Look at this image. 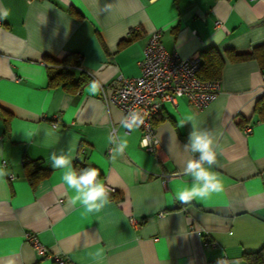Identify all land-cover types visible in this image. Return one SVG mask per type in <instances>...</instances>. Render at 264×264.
Returning <instances> with one entry per match:
<instances>
[{
	"label": "crops",
	"instance_id": "0c3cea01",
	"mask_svg": "<svg viewBox=\"0 0 264 264\" xmlns=\"http://www.w3.org/2000/svg\"><path fill=\"white\" fill-rule=\"evenodd\" d=\"M3 9L0 166L12 177L0 179V264H54V254L97 264L101 248L102 264H248L242 253L264 243V118L255 109L264 67L230 60L226 51L264 42V0H0ZM154 29L179 55L215 47L224 58L220 88L202 109L186 95L164 100L154 150L139 145V127L113 161L107 139L118 143L125 135L122 111L88 85L96 80L107 93L118 74H138ZM44 55L68 56L69 83L48 85ZM191 115L213 136V147L220 145L213 170L224 190L180 204L175 193L193 183L186 163L199 157L189 144L192 122L182 125ZM61 151L73 157V169L74 160L96 167L115 187L101 211L70 202L63 170L48 161ZM26 232L36 233L47 252L37 253Z\"/></svg>",
	"mask_w": 264,
	"mask_h": 264
},
{
	"label": "built area",
	"instance_id": "2783aa9c",
	"mask_svg": "<svg viewBox=\"0 0 264 264\" xmlns=\"http://www.w3.org/2000/svg\"><path fill=\"white\" fill-rule=\"evenodd\" d=\"M200 63L199 55H179L166 50L161 41V30L154 29L143 48L139 61L140 72L131 76L118 74L106 86L107 93L104 92L103 86L101 90L106 101L121 109L122 117L131 110L141 113L144 123L140 126L139 145L144 147V142L147 141L148 145L144 148L154 150L158 138L152 120L164 100L175 103L177 96L186 95L197 109H202L219 91V79L201 78L198 75ZM262 90L264 92V88ZM245 129L249 131L250 127ZM80 150H83L82 144ZM8 176L12 177V174L8 173ZM106 186L110 189L109 195L116 192L114 186ZM129 220L138 223V220L131 216ZM25 239L37 253L47 252V247L36 233L26 232ZM53 258L54 264H75L57 254H54Z\"/></svg>",
	"mask_w": 264,
	"mask_h": 264
},
{
	"label": "clouds",
	"instance_id": "9594fccd",
	"mask_svg": "<svg viewBox=\"0 0 264 264\" xmlns=\"http://www.w3.org/2000/svg\"><path fill=\"white\" fill-rule=\"evenodd\" d=\"M9 15L8 9L0 10V20L6 19ZM101 88V84L96 80H92L88 85V91L92 95H96ZM192 122V131L189 134V144L192 152H198V159L188 160L184 168V175L191 176L193 183L191 186H185L175 193V200L180 204L191 203L193 200H205L211 197L213 193H220L224 190L222 180L213 170L217 164V154L220 145L213 147L214 138L206 130H198L196 117L194 115L186 117L182 125L186 122ZM121 128L125 129V135H122L117 143L113 137H108V143L114 147L111 150V158L113 161L122 155L128 147L126 134L139 128L144 123V118L136 110L129 111L120 120ZM34 135L29 131L26 138L31 139ZM76 139L73 137V145ZM148 142H144L147 147ZM72 149H69L71 152ZM73 157L63 151L57 154L51 152L48 161L52 169L63 170L61 181L67 189L72 190L69 199L73 205H81L87 213L99 212L109 204L110 189L104 182L99 179L100 172L96 167H88L77 173L72 168ZM207 165V166H205ZM8 175L5 167L0 166V179ZM104 249H99L94 253V259L97 264H102ZM11 264V262H9Z\"/></svg>",
	"mask_w": 264,
	"mask_h": 264
},
{
	"label": "trees",
	"instance_id": "16d2710c",
	"mask_svg": "<svg viewBox=\"0 0 264 264\" xmlns=\"http://www.w3.org/2000/svg\"><path fill=\"white\" fill-rule=\"evenodd\" d=\"M126 41V40H125ZM227 56L230 60H243V59H255L260 67H264V42L256 44L249 49L245 50H233L227 49ZM201 63L198 71V75L201 78H212L219 79L221 74V69L224 64V58L220 52L215 47H209L205 50L200 51ZM67 57L62 59H56L49 55H44L43 59L46 61V70L48 75V85H58L67 84L71 81L69 74L71 70L66 64ZM83 76V75H82ZM83 79L86 77L83 76ZM255 109L258 111L260 116L264 118V92L261 93L260 97L257 99L255 104ZM155 115L153 116V124L155 125ZM4 123L7 126L8 119L4 118ZM30 160L24 159L23 165H29ZM37 163V162H35ZM74 166L77 171L84 170L88 166L83 164H78L77 161H73ZM30 180H34V176L28 173ZM243 259L248 264H264V243L255 250L244 251L242 253ZM213 264V263H210Z\"/></svg>",
	"mask_w": 264,
	"mask_h": 264
}]
</instances>
